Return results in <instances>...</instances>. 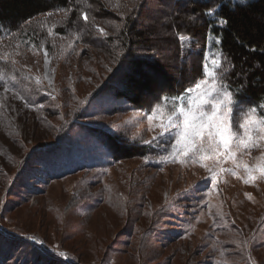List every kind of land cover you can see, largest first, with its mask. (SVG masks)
I'll return each instance as SVG.
<instances>
[{
	"label": "rangeland",
	"instance_id": "374dc122",
	"mask_svg": "<svg viewBox=\"0 0 264 264\" xmlns=\"http://www.w3.org/2000/svg\"><path fill=\"white\" fill-rule=\"evenodd\" d=\"M163 1L145 0L150 21L160 10L167 12ZM81 30L59 39L52 54L44 44L13 45L11 52L0 47V264H264V175L258 168L264 163V133H251L256 146L237 152L235 163L223 157H185L181 163L171 147L175 130L165 137L167 143L153 140L179 98L187 105L189 95H196L187 89L201 80L213 83L203 70L205 65L212 70L218 53L180 34V64L169 53H154L153 67H142L149 77L147 89L137 91L141 107L120 97L117 110H98L115 93L112 86L79 112L111 58L98 40L86 42ZM98 36L105 32L91 35ZM155 40L157 48L167 50L165 38ZM191 52L201 66L195 74L187 68ZM8 54L13 61L3 60ZM171 73L182 85L163 99ZM2 76L19 78V86L9 88ZM216 84L227 90L219 78ZM43 93L39 103L29 98ZM248 109L245 103L233 106L231 123L241 135L245 116L264 118V105L262 113ZM93 124L159 151L145 158L118 154L98 168L78 167L59 176L88 162L90 153L108 155L87 135ZM58 140L64 142L57 149L33 151ZM244 164L254 169V180H248Z\"/></svg>",
	"mask_w": 264,
	"mask_h": 264
},
{
	"label": "trees",
	"instance_id": "16d2710c",
	"mask_svg": "<svg viewBox=\"0 0 264 264\" xmlns=\"http://www.w3.org/2000/svg\"><path fill=\"white\" fill-rule=\"evenodd\" d=\"M163 2L167 6V12L160 10L159 17L150 21L145 15L148 10L145 0H0V47L9 46V49L16 45L15 48L19 49L44 44L49 54H52L56 51L59 39L75 35L82 29L86 35L84 38L86 42L91 44L92 40H98L97 46L104 45L105 50H109L107 53L111 58L105 65V73L98 76L92 84L91 92L79 112L91 106L98 97L97 93L115 86V89L113 88L115 93L110 98L106 96V103L102 107V104H99L98 107V110L110 109L109 111L113 112L118 109L119 105L115 100L120 97L126 98L133 106H142L137 91L147 89L149 77V73L142 70V67L146 69L153 67L154 53L160 55L169 53L176 63L180 64L182 49L179 37L183 33L190 34L203 48L208 44V48L212 46L218 53L221 69L217 72L222 71L224 75L222 80L219 75L217 78L232 93L235 105L245 103L247 109L255 108L257 113H262L264 0H244L243 3L241 0ZM85 15L88 17L87 20L84 19ZM100 30L105 32V37H91L93 32ZM156 38L166 39L167 50L157 48L154 43ZM75 40L79 42L78 37ZM9 51L11 52L10 49ZM192 55L191 52L188 56L192 63L187 68L195 74L201 66L199 67L198 57L193 60L196 56ZM3 60L13 61L9 54L3 57ZM1 79L13 89L20 83L19 78L2 76ZM167 80L168 90L164 93L166 96L163 95L165 96L163 99L174 96L177 91L175 86L182 85L181 77L176 74L175 76L172 73L167 74ZM22 90L26 91L25 86ZM29 95L36 103L45 99L44 93L38 96ZM74 115H71L69 120H72ZM68 125L69 123L66 127ZM93 127H96L95 130L90 129L91 132L87 135L96 139L95 142H99V146L108 149V155L90 153L88 154L90 159L87 157L88 162L75 163L70 169L59 173V176L74 172V168L78 167L98 168L97 166L106 164L107 160L118 159V154L124 157L138 155L145 158L159 151L152 143L128 140L122 137V134L113 133L108 129L101 131L105 129L101 125L93 124ZM61 141L49 143L33 151L36 153L57 149L58 144L63 146L64 140ZM53 156L55 155L52 153ZM63 157L61 155L58 159ZM131 235L132 233L127 234Z\"/></svg>",
	"mask_w": 264,
	"mask_h": 264
},
{
	"label": "snow or ice",
	"instance_id": "6c2138e0",
	"mask_svg": "<svg viewBox=\"0 0 264 264\" xmlns=\"http://www.w3.org/2000/svg\"><path fill=\"white\" fill-rule=\"evenodd\" d=\"M241 2L243 3L244 0ZM84 19H88L87 15L84 16ZM211 64V71L207 65L204 66L203 75L211 77L213 83L207 85L206 81L201 80L195 84V89H187V93L195 91L196 95L194 97L189 95L187 105L183 103L184 97H180V105L173 107L171 114L167 117V122L159 125L160 133L153 137L154 141L167 143L165 137L175 130V143L171 144V147L177 151L181 163H184L185 157L200 161L219 160L223 157L232 159L235 163L237 152L242 148L248 149L256 146L251 133L254 130L264 133V118L248 119L247 116H245L244 122L238 126L243 130L242 135L239 131L234 130L231 123L235 105L232 93L221 90L216 84L217 75L221 80L224 75L222 71L217 72L221 69V60L213 59ZM202 85L206 86L202 87ZM159 107L157 105V108ZM255 111V108L248 109L249 113ZM147 118L149 121L153 119L152 115ZM260 139L264 140V135H261ZM261 159L264 160V157ZM243 167L248 172V180H254L255 177L252 175L254 169L249 168L247 164H244ZM258 168L264 175V163L258 165ZM208 170L215 177V170L212 168ZM220 171H225V169L221 168ZM248 180L245 182L247 183Z\"/></svg>",
	"mask_w": 264,
	"mask_h": 264
}]
</instances>
